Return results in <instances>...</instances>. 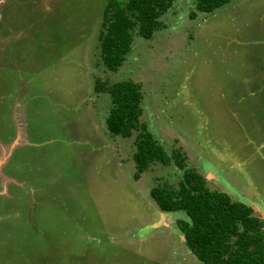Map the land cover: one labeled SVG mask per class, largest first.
Here are the masks:
<instances>
[{"label": "rangeland", "instance_id": "obj_1", "mask_svg": "<svg viewBox=\"0 0 264 264\" xmlns=\"http://www.w3.org/2000/svg\"><path fill=\"white\" fill-rule=\"evenodd\" d=\"M108 1L0 0V264H204L184 211L150 195L183 169L155 161L134 178L137 132H108L97 79L140 83L166 152L264 222V0L210 13L174 0L116 71L100 58Z\"/></svg>", "mask_w": 264, "mask_h": 264}, {"label": "trees", "instance_id": "obj_2", "mask_svg": "<svg viewBox=\"0 0 264 264\" xmlns=\"http://www.w3.org/2000/svg\"><path fill=\"white\" fill-rule=\"evenodd\" d=\"M174 0H109L103 11L98 34L100 58L109 71H116L132 48L134 33L145 39L163 28L161 16ZM232 0H195L196 11L210 13ZM195 16L194 11L189 13ZM95 90L110 96L105 127L111 135L130 137L133 131L134 178L152 163L169 164L171 160L183 169L178 187L163 184L150 189L158 208L165 212L184 211L187 217L178 220L184 242L204 264H264V222L252 208L235 201L228 194L207 187L204 176L187 167L180 151L170 155L141 120L143 94L140 83L118 80L101 83Z\"/></svg>", "mask_w": 264, "mask_h": 264}]
</instances>
